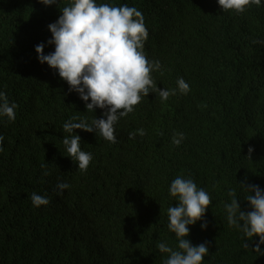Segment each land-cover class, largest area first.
<instances>
[{
	"label": "trees",
	"instance_id": "obj_1",
	"mask_svg": "<svg viewBox=\"0 0 264 264\" xmlns=\"http://www.w3.org/2000/svg\"><path fill=\"white\" fill-rule=\"evenodd\" d=\"M96 2L141 11L149 33L144 51L162 65V75L152 73L157 88L176 89L182 77L191 90L163 102L150 92L118 120L116 143L74 130L93 156L81 172L62 143L63 124L73 116L90 122L104 110L86 111L35 52L40 43L45 54L54 51L47 26L70 0H0V91L18 106L14 121L0 116V264H163L168 254L157 245L178 246L167 218L178 203L168 192L178 175L212 199L207 227L189 225L186 237L194 246L208 242L204 264H264L251 249L258 237L245 241L224 208L235 189L241 210H251L238 184L245 177L264 190V43H252L264 41V0L240 14L217 0ZM141 128L144 136L129 139ZM178 132L185 139L176 146ZM61 182L70 187L58 194ZM33 192L50 203L34 207Z\"/></svg>",
	"mask_w": 264,
	"mask_h": 264
},
{
	"label": "clouds",
	"instance_id": "obj_2",
	"mask_svg": "<svg viewBox=\"0 0 264 264\" xmlns=\"http://www.w3.org/2000/svg\"><path fill=\"white\" fill-rule=\"evenodd\" d=\"M38 2L50 6L58 0ZM217 3L223 11L240 14L251 5L259 7L261 0H217ZM47 27L51 33L47 43L54 45V51L45 54V44H37L35 52L39 63H46L58 73L69 86V92H76L85 102L86 111L104 110L101 118L94 117L90 122L87 117L73 116L63 124V131L68 135L63 137L62 143L67 156L76 162L81 172L87 171L93 156L81 149V137L74 134V130L98 132L104 140L116 143V123L132 113L150 92L157 93L163 102L176 95L177 90L181 94L191 90L182 77L177 79L176 89L157 88L152 73L160 71L162 75V65L159 60H149L144 51L149 33L145 18L136 7L98 4L96 0H70L60 10L58 19ZM252 43L264 41L254 39ZM17 107L0 91V116L14 121ZM137 134L144 136L145 130L141 128L129 133V139H134ZM184 139V133H174L172 143L179 146ZM3 142L4 136L0 134V152L4 150ZM247 151V157L251 159L254 149L249 146ZM44 175L49 173L45 171ZM238 184L248 193L245 201L251 210L242 211L236 190L229 189L227 195L231 201L224 205L228 225L241 231L245 241L251 242L253 237H258L251 249L264 255L260 248L264 244V190L259 185L249 184L246 177ZM56 187L58 194H62L70 185L61 182ZM168 192L178 201L167 209L168 229L175 234L178 246L173 249L164 242L157 245L159 252L168 254L163 264H204V258L209 254L208 242L194 246L186 237L190 232L189 225L202 221L201 228L207 227L204 216L212 203L211 196L192 178L182 175L171 182ZM30 200L37 208L50 203L48 198L36 192L31 194ZM248 242H244V248H249Z\"/></svg>",
	"mask_w": 264,
	"mask_h": 264
}]
</instances>
